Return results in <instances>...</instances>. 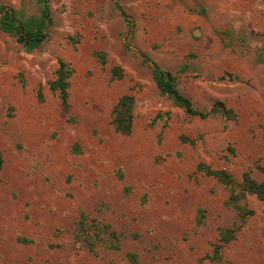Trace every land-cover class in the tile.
I'll return each mask as SVG.
<instances>
[{
	"label": "rangeland",
	"instance_id": "1",
	"mask_svg": "<svg viewBox=\"0 0 264 264\" xmlns=\"http://www.w3.org/2000/svg\"><path fill=\"white\" fill-rule=\"evenodd\" d=\"M116 1L130 27L112 0H49L39 48L0 31V264H264L261 203L246 197L241 225L227 190L196 173L203 163L264 182V0ZM0 4L37 13L34 0ZM59 59L73 69L66 112L47 88ZM151 64L196 109L219 101L236 119L187 116L159 94ZM123 95L135 101L128 136L110 123ZM80 212L120 235L119 250L75 242ZM231 227L221 260L204 259Z\"/></svg>",
	"mask_w": 264,
	"mask_h": 264
},
{
	"label": "trees",
	"instance_id": "2",
	"mask_svg": "<svg viewBox=\"0 0 264 264\" xmlns=\"http://www.w3.org/2000/svg\"><path fill=\"white\" fill-rule=\"evenodd\" d=\"M37 6L36 15H25L22 10H17L13 7H7L0 4V31L14 37L16 42L20 44L26 52H31L39 48L48 38V26L52 23L49 0H34ZM116 10L119 11L127 26H131L129 18L120 8L116 0H112ZM204 13V10H201ZM223 37H228L229 34ZM220 35V36H221ZM101 64L105 63L104 54H96ZM145 63H149V57L140 53ZM259 62L264 63L261 56L258 55ZM152 80L159 94L167 97L174 106L182 109V111L191 118L204 120L207 118L221 116L228 121H234L236 115L233 110L227 108L223 103L215 101L212 106L205 110H198L194 107L192 101L184 96L177 88L176 78L170 72L165 71L156 64H151ZM188 66L184 65L180 72L186 71ZM121 69L113 67L111 69V79L119 80ZM73 74V69L70 63L59 59L57 67L54 71V78L47 83V88L52 94H56L60 100L61 108L64 112L68 110V87L69 79ZM39 100H42V95L38 92ZM134 98L131 95L121 96L111 111L110 123L113 130L123 136H128L132 130ZM181 142H189L194 144L192 140L180 138ZM3 166L2 154L0 152V172ZM196 173H200L205 177L214 179L222 185L228 193L226 206L233 209L236 213V218L242 225L245 220L250 217L253 212L248 210L245 205L247 196H253L263 206L264 213V182L257 181L251 176L249 171L241 174L240 180L237 181L226 170L212 169L209 166L199 163L196 166ZM121 178V176H118ZM204 214L200 210L198 221L203 222ZM240 227V226H239ZM239 227L218 228L217 240L213 246L211 256H206L204 259L210 262H219L221 260V250L224 246L235 239ZM73 239L80 243L87 251L95 254L97 246L103 249L118 251L119 241L121 236L111 230L110 226L101 224L96 220L89 221L85 213L80 212L75 223ZM26 242L25 240H21ZM30 241H28L29 243ZM127 259L136 264V259L133 254H128Z\"/></svg>",
	"mask_w": 264,
	"mask_h": 264
}]
</instances>
